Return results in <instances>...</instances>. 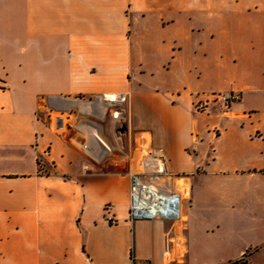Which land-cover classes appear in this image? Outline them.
<instances>
[{"label": "crops", "instance_id": "crops-1", "mask_svg": "<svg viewBox=\"0 0 264 264\" xmlns=\"http://www.w3.org/2000/svg\"><path fill=\"white\" fill-rule=\"evenodd\" d=\"M217 91L240 95L228 113ZM144 148L165 154L157 185L186 186L183 220L130 219ZM242 258L264 264V0H0V264Z\"/></svg>", "mask_w": 264, "mask_h": 264}, {"label": "built area", "instance_id": "built-area-1", "mask_svg": "<svg viewBox=\"0 0 264 264\" xmlns=\"http://www.w3.org/2000/svg\"><path fill=\"white\" fill-rule=\"evenodd\" d=\"M116 96L113 101H109L108 109L111 113L113 124L116 131L121 133L123 111L121 104L124 101L122 94H113ZM106 96V95H105ZM240 99V95L236 93L220 92L216 96V101L222 103L225 112L230 111L232 102ZM208 107V101H200L196 104V109L205 110ZM59 127L64 128L67 133V139L78 147L86 149L93 159L99 163H107L116 152L114 148L106 143L98 133L92 136L85 135V131L74 123L68 116L59 115L56 118ZM95 145H100L102 151L97 153L94 150ZM143 159L141 173L130 172L127 167H117V172L129 171L131 177L130 189V219L147 218H166L173 221L183 220L181 212V203L185 196V189L180 191H168L161 188L156 183L163 181V178L170 175L167 168L166 157L162 149H143ZM110 221H114L109 217ZM244 258L240 259L238 264H245Z\"/></svg>", "mask_w": 264, "mask_h": 264}, {"label": "rangeland", "instance_id": "rangeland-1", "mask_svg": "<svg viewBox=\"0 0 264 264\" xmlns=\"http://www.w3.org/2000/svg\"><path fill=\"white\" fill-rule=\"evenodd\" d=\"M206 83H209V80H207ZM218 93H220V91L212 92V93H210V95L208 97H210L211 100L216 101V96H217ZM184 188H186V186H181L180 187L181 190H183Z\"/></svg>", "mask_w": 264, "mask_h": 264}, {"label": "bare ground", "instance_id": "bare-ground-1", "mask_svg": "<svg viewBox=\"0 0 264 264\" xmlns=\"http://www.w3.org/2000/svg\"><path fill=\"white\" fill-rule=\"evenodd\" d=\"M105 98L107 99V95L105 96ZM115 98V96H109V98L108 99H114ZM113 101V100H112Z\"/></svg>", "mask_w": 264, "mask_h": 264}]
</instances>
